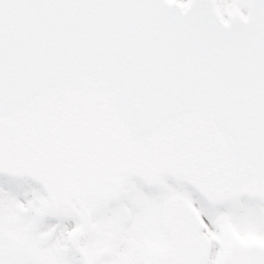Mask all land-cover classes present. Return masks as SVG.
Instances as JSON below:
<instances>
[{
  "label": "snow or ice",
  "instance_id": "1",
  "mask_svg": "<svg viewBox=\"0 0 264 264\" xmlns=\"http://www.w3.org/2000/svg\"><path fill=\"white\" fill-rule=\"evenodd\" d=\"M0 264H264V0H0Z\"/></svg>",
  "mask_w": 264,
  "mask_h": 264
}]
</instances>
